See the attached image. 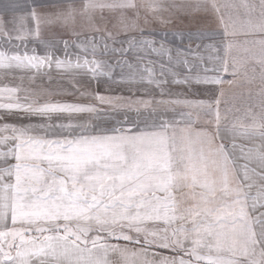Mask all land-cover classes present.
I'll return each instance as SVG.
<instances>
[{
  "label": "snow or ice",
  "instance_id": "6c2138e0",
  "mask_svg": "<svg viewBox=\"0 0 264 264\" xmlns=\"http://www.w3.org/2000/svg\"><path fill=\"white\" fill-rule=\"evenodd\" d=\"M12 7L0 264H264V0Z\"/></svg>",
  "mask_w": 264,
  "mask_h": 264
},
{
  "label": "crops",
  "instance_id": "0c3cea01",
  "mask_svg": "<svg viewBox=\"0 0 264 264\" xmlns=\"http://www.w3.org/2000/svg\"><path fill=\"white\" fill-rule=\"evenodd\" d=\"M30 3V0H0V9L4 10L5 6L7 5H13L14 9H19V11L15 12H10L9 15L10 17H14L16 19H19L20 17H26L27 15V6ZM137 3H143V0H137ZM4 11H2L3 13ZM31 25V22H30ZM230 79L231 77H227ZM226 89V106H231V97L234 93H243L244 99H247V94H248V85L247 84H241L238 85L237 87L230 89L229 86L226 84L225 85ZM253 91H255V86H253ZM243 101L237 102V107L241 106ZM237 143H240V141H237Z\"/></svg>",
  "mask_w": 264,
  "mask_h": 264
},
{
  "label": "rangeland",
  "instance_id": "374dc122",
  "mask_svg": "<svg viewBox=\"0 0 264 264\" xmlns=\"http://www.w3.org/2000/svg\"><path fill=\"white\" fill-rule=\"evenodd\" d=\"M2 11H4V10H2V9H0V14H2ZM15 11H19V9L17 10V9H14V8H11L10 9V12H15ZM31 26V25H30Z\"/></svg>",
  "mask_w": 264,
  "mask_h": 264
}]
</instances>
